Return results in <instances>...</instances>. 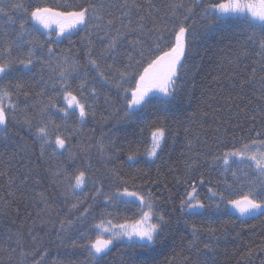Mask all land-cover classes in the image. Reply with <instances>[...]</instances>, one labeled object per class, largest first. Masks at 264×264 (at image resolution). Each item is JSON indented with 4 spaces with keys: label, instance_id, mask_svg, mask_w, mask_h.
<instances>
[{
    "label": "snow or ice",
    "instance_id": "6c2138e0",
    "mask_svg": "<svg viewBox=\"0 0 264 264\" xmlns=\"http://www.w3.org/2000/svg\"><path fill=\"white\" fill-rule=\"evenodd\" d=\"M194 17L198 26L192 23ZM0 22V142L15 144L11 130L23 128L39 146L35 160L27 144L14 147L7 159L0 157V203L17 204L19 213V204L24 202L27 209L31 198V206L39 208L35 218L30 212L24 217L32 219L26 231L21 225L7 237L0 264H45L48 249L43 237L34 234L35 220L42 216L47 219L41 224L56 233L69 256H83L68 264H109L117 241L139 250L121 254L119 264H151L153 253L174 243L181 224L190 237L185 242L181 236L182 264H216L219 230L194 218L264 215V0H74L56 7L0 0ZM53 32L63 39H53ZM79 32L85 34L80 43L87 40L83 64L71 55ZM217 32L219 39L229 40V54L219 60L227 72L222 79L214 78L221 79L227 95L220 107L209 102V111H200L199 128L191 120L183 127V168L169 166L165 174L158 167L153 179L151 168L141 165L160 160L169 135H178L172 125H184L181 100L188 61L199 55L195 42L210 40ZM64 40L68 48L58 51ZM94 41L102 45L99 50ZM93 82L107 89L106 107H101V91ZM214 99L215 94L209 98ZM209 117L216 122L210 138L200 135ZM89 119L112 127L80 141L77 137ZM141 142L145 150H133ZM123 144L129 151L121 167L109 168ZM49 149L52 156L67 153L63 166L45 169L54 177L55 198L35 190L41 183L40 162ZM93 149L104 161L102 172L92 164ZM213 166L222 167L221 179L210 178ZM205 168L209 172L201 171ZM181 184L185 189L177 197L173 188ZM200 186L210 195L201 199ZM98 204L103 205L101 216L120 205H138L142 214L132 224L102 228L111 221L87 223ZM74 229L79 235L71 239L68 234Z\"/></svg>",
    "mask_w": 264,
    "mask_h": 264
},
{
    "label": "trees",
    "instance_id": "16d2710c",
    "mask_svg": "<svg viewBox=\"0 0 264 264\" xmlns=\"http://www.w3.org/2000/svg\"><path fill=\"white\" fill-rule=\"evenodd\" d=\"M5 2L7 3V0H5ZM65 2L73 3L74 0H24L26 5L30 4L32 7H56L57 5H63ZM216 2H226V0H216ZM192 23L197 24L196 17L193 18ZM51 35L53 39H63L62 37H56L55 32H53ZM84 35V32H79L73 37L75 44L71 50V55L81 64H83L86 59L85 52L87 50L85 48L87 40H85L84 43H80V38ZM100 35H102V33ZM219 36L220 33L217 32L210 40H197L195 42V47L197 48L199 55L189 59L188 76L183 81V99L181 100V105L184 125L180 127L172 125V132H176L178 135L175 137H173L171 134L169 135L168 145L165 147L164 153L162 154V158L160 160H158L155 164L148 165L142 163L141 165L144 168H151V177L153 179L156 178L158 167L159 171L165 174H167V169L169 166L178 167L180 169L183 168V161L180 155L185 143L183 127L188 126L189 120H191L193 122L192 127L194 129L199 128L200 111H209V102L213 108L220 107L223 104V96L227 95V91H221V79L226 74L227 68L226 66H221L219 64V60L220 57L229 54L227 47L229 40H221L219 39ZM94 43L97 50H99L102 45H100L98 41H94ZM64 48H68L67 40H64V42L58 46V51ZM193 82L195 83L194 88L191 87ZM75 83H78V81ZM223 83L226 89L227 82L224 81ZM93 86L97 87L101 91V96L99 98L101 107H106L103 105V92L107 91V89H105L102 84L97 82H93ZM213 94L216 95V99L209 100ZM219 115L223 117L225 113L220 112ZM74 122L75 117H70L69 123L72 124ZM76 127L81 128L80 125H76ZM111 127L112 124H109L107 127L102 128L98 122L89 119L87 123L82 126V130L80 131L77 139L80 141H86L89 135L99 137L102 132L107 133L108 129ZM215 127L216 122L213 121L211 117H209L204 122V131L201 132L200 135L210 138L212 136V129ZM93 129H95L94 132ZM11 131L14 134L15 144L9 143L7 146H5L4 143L0 142V157L7 159L14 147L27 144L30 146L29 152L33 154L32 158L35 160V157L39 152V146L38 144H34L27 130L23 128H15ZM147 135L148 133L146 131L145 136ZM20 137H23V139L21 140ZM131 138L132 137H129V139ZM121 139H123V137H121ZM75 142L76 141H73V143ZM122 147L123 152L119 154V159H114L108 163L107 166L109 168L121 167L120 161L125 159V156L129 151L127 144H123ZM146 147L147 145L144 142L135 143L132 146L133 150L138 148L141 152H143ZM236 147L238 148L240 145H236ZM221 151H223V149ZM25 155L27 154L25 153ZM92 155V164L94 168L100 169L102 172L105 167L104 161L99 159L98 155L95 153V149H93ZM66 156L67 153H65L64 156H52L51 149L48 150V154L45 156L44 160L40 162L38 178L41 180V183L39 185H35L36 192L46 191L50 196L55 198V185H51V181L54 179V177H51L49 172H46L45 169L55 171L57 166H63L65 164ZM232 167L247 168V165L238 166L236 164H232ZM124 170L127 171L126 166H124ZM201 171L209 172V169L205 168L201 169ZM221 172L222 167L217 168L216 166H213V170L210 171V178L213 180L221 179ZM194 175L198 180L199 173H195ZM168 180L171 186L172 178L168 177ZM139 182L140 181H137V183ZM0 183H3V181H0ZM189 183H191V181H189ZM32 186V182L30 181L29 187ZM184 189L185 186L181 184L175 186L173 191H175L177 193V197H179V194L184 192ZM85 191H88V189H85ZM197 192L201 199L210 195L207 192V189L203 186L198 187ZM156 194L158 195L159 193ZM0 195H4V193L0 192ZM29 197H31V194H29ZM16 198L17 200L21 199L19 192H17ZM100 200H103L102 196L100 197ZM176 202H179L178 198ZM26 203L28 204L27 209H25L24 202L19 204V213H17V204L14 203L10 207H5L2 203H0V248L4 246L7 237L12 233H15L17 229L21 227V225H23L25 231L32 225V219L25 220L24 217L30 212L32 217L35 218V214L39 208L31 206V198L27 199ZM85 207H87V205H85ZM102 208V204L94 205L91 209L93 215L87 218V223H99L101 219L104 221H111V225L105 223L102 225V228L106 225H120L124 224L125 222L132 224L135 220L139 219V216L142 214L138 211V205H120L118 209L109 208L106 210V212L111 214H106L104 216H101ZM42 219H47V217L42 216L40 219L35 220L36 228L34 234L39 237H43L44 247L48 249V255L46 257L45 264H56V262H60V264H68L69 259L83 260V256L79 254L69 256L65 246L62 245L61 241L57 238L56 233H49L48 228L41 224L40 221ZM194 222L203 224L205 226L211 224V226L219 230V240L214 242V259L216 264H262V262H264V251L260 250L262 247H264V215H257L255 218L236 220L235 216L215 213L211 215L206 214L202 218H194ZM225 229L226 231H224ZM80 230L83 231L84 229ZM46 233L49 234L46 235ZM68 235L71 237V239H75L79 235V232L74 229ZM181 236L185 237V242L186 239L190 238L187 231L184 229L183 224L180 225V228L176 232L174 243L170 241L166 246L161 247L157 252L152 254L151 264H169V261H171V264H182L183 257L181 255V248L183 244L181 241ZM70 242L71 240L67 241V243ZM249 250L252 251L251 257L247 256ZM134 251L139 252L138 249L125 247L120 241H117L116 246L112 249V252L107 257L109 264H119L121 254L128 255ZM186 254L187 253H184V255ZM2 255L3 253L0 252V256Z\"/></svg>",
    "mask_w": 264,
    "mask_h": 264
},
{
    "label": "rangeland",
    "instance_id": "374dc122",
    "mask_svg": "<svg viewBox=\"0 0 264 264\" xmlns=\"http://www.w3.org/2000/svg\"><path fill=\"white\" fill-rule=\"evenodd\" d=\"M241 219H245V218H241ZM106 227H111V226H109V225H106V226H104L103 228H106Z\"/></svg>",
    "mask_w": 264,
    "mask_h": 264
}]
</instances>
